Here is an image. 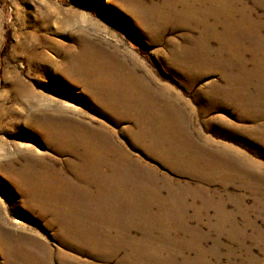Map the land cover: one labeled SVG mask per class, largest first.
Instances as JSON below:
<instances>
[{"label":"rangeland","instance_id":"374dc122","mask_svg":"<svg viewBox=\"0 0 264 264\" xmlns=\"http://www.w3.org/2000/svg\"><path fill=\"white\" fill-rule=\"evenodd\" d=\"M174 3L0 0V264H264V0ZM88 128L126 159L103 194L75 172Z\"/></svg>","mask_w":264,"mask_h":264},{"label":"bare ground","instance_id":"6f19581e","mask_svg":"<svg viewBox=\"0 0 264 264\" xmlns=\"http://www.w3.org/2000/svg\"><path fill=\"white\" fill-rule=\"evenodd\" d=\"M178 1H179V3L181 5L185 4L184 2H192V3H187L185 5V10H183L182 13L180 12L181 16H184V11L188 12V15L189 16H193V17H197V16L199 17L200 15H203V14H212V15H224L227 18V16L231 17V15L234 13L233 11H231L229 9L230 6H228V7L220 6V0H176L177 4L174 3V5H178ZM207 1L211 5L215 6L216 8L209 9V10L207 9L206 11H199L194 6L195 2L204 5V4H206ZM169 5L171 6V9L173 10L174 9V7H173L174 5L173 6L171 4H169ZM159 9L162 10V8H159ZM202 20H204V19H202ZM225 31L227 32V35L229 33H231L230 27H226ZM228 39L229 38L227 36H225V37H223L221 39L222 40V43L220 44L221 45V51L229 53L230 56H234L235 58H237V56H238L239 59L243 63H245L243 61V57L240 56L241 55L240 54V49H239V53L238 54H236V53L232 54V51L234 50L236 45H235L234 42L229 41ZM80 56H84V55L80 54V55L76 56L77 59H79ZM84 57H86V56H84ZM87 58H89L90 59V63L92 65H94V68L91 69V75L95 74V71H96L97 68H98L97 69L98 73H100L101 70H103L102 72H106V71H110V70L114 69V66H115L114 62H110V61H107V60L104 61L103 59H101L99 57H98L97 61L95 62L94 56H92V57L89 56ZM73 59L76 60V58H73ZM245 67H246V65H242V67H241L243 72L245 70ZM127 73H128V76L119 77V85H132V84L136 83V81H135L136 77L133 74L129 73V72H127ZM115 77H117V76H115ZM103 84H104V82H103L102 78H99V79L96 80L94 77L92 79H90L89 82L86 83V85L90 88V90L94 89V88L99 89V91H98L99 92V97H97V101L103 99L102 98L103 91H102V87H101V85H103ZM98 92H96V93H98ZM95 99H96V96H95ZM95 103H96V101H95ZM151 104L155 105V108L159 109L158 111L160 113H163L164 115H166L167 112H166V109L163 106V104H159L157 101H156V103L151 102ZM157 104H159V105H157ZM80 127H84V126H80ZM80 134L81 135H78L79 138H80V141L83 142L89 148V155H88V157H86V159H84V158L82 159V166H76L75 172L77 170H78L77 172H80V173L81 172H86V173H88V177L91 180H95L96 179L100 184L104 183V187L105 188H103L102 186L99 187V193L100 194H103L104 190H106V191L111 190V186L112 185H120L121 174L119 172L118 165H121V163H124L125 160H126L124 155L122 154V152L115 145H112L111 139L107 135H105L103 132H99V131L96 132V131H93L90 128H88L86 130H83ZM147 135H144V136L147 137ZM173 138H175V137L173 136ZM164 139H166V137L165 138H163V137L160 138L159 137L158 139L157 138H150L149 140L151 142H155V141L164 140ZM97 140L103 142V144L100 145L99 147H96V146L93 145ZM72 143H73V141H72ZM71 149H73V148L71 147ZM73 152L76 155H79V156L82 155V152L75 151L74 149H73ZM111 163L115 167H113L112 171L109 170L110 174H105L103 172V166H109L110 167V166H112ZM38 183H39V181H38ZM40 188H42V187L40 186ZM37 189L40 190V192L42 193V189H39V188H37ZM59 197H60V201H58L59 203H57L58 207H53L52 206V201L53 200L52 201L46 200L47 202H49L48 205L50 207V210H52V208L55 209V211L52 212L53 215H56V213H57L56 211L60 207H64L66 210H69L70 207H72L70 205V201L72 200V198H64L62 196H59ZM103 204L104 203L99 202L100 211H101V208H102V211H103V207H102ZM100 218H101V216H100ZM54 221L58 222L59 220L54 219L52 222L55 223ZM98 223H100V222L98 221ZM98 225H100V224H98ZM19 239H21V238H19ZM105 242L106 241H103V243H105ZM110 243L112 244V242H110ZM24 255H26V254H24ZM24 255H21L23 257V260H21V262L23 264H24L25 261H27V260H24V258L26 257ZM34 256H32V260L30 261L31 263H33V261H34ZM28 257H29V259H31V256H28ZM19 259H21V258H19ZM31 263H29V264H31Z\"/></svg>","mask_w":264,"mask_h":264},{"label":"snow or ice","instance_id":"6c2138e0","mask_svg":"<svg viewBox=\"0 0 264 264\" xmlns=\"http://www.w3.org/2000/svg\"><path fill=\"white\" fill-rule=\"evenodd\" d=\"M41 2H43V0H41ZM69 106H71V105H69ZM221 111H223V110L221 109ZM221 118L224 119V117H221ZM244 122L245 123H251L252 121L247 120ZM228 124L231 125V127H233V128L239 127V125H232L231 121H228ZM224 131H225V134H227V129H225ZM0 180L3 181V178L0 177ZM6 200H9V195H8V192L6 191V185L4 183H0V203L4 202Z\"/></svg>","mask_w":264,"mask_h":264}]
</instances>
